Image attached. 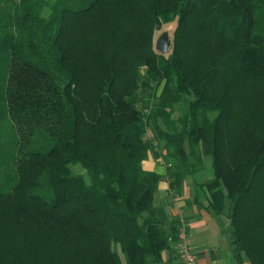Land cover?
<instances>
[{
	"label": "trees",
	"instance_id": "16d2710c",
	"mask_svg": "<svg viewBox=\"0 0 264 264\" xmlns=\"http://www.w3.org/2000/svg\"><path fill=\"white\" fill-rule=\"evenodd\" d=\"M154 148L264 264V0H0V264H161Z\"/></svg>",
	"mask_w": 264,
	"mask_h": 264
},
{
	"label": "crops",
	"instance_id": "0c3cea01",
	"mask_svg": "<svg viewBox=\"0 0 264 264\" xmlns=\"http://www.w3.org/2000/svg\"><path fill=\"white\" fill-rule=\"evenodd\" d=\"M142 167L162 177L153 202L158 219L166 229L173 219H178L179 226L185 225L196 255V264H251L245 256L237 260L227 216L217 215L206 207L207 194L200 185L212 178L211 165H204L193 175L187 176L179 189L170 187L168 167L163 165L162 155L155 150L148 153ZM162 257L161 264H180L176 242L170 244Z\"/></svg>",
	"mask_w": 264,
	"mask_h": 264
},
{
	"label": "built area",
	"instance_id": "2783aa9c",
	"mask_svg": "<svg viewBox=\"0 0 264 264\" xmlns=\"http://www.w3.org/2000/svg\"><path fill=\"white\" fill-rule=\"evenodd\" d=\"M176 251L180 264H196V255L189 240L185 225H180L177 233Z\"/></svg>",
	"mask_w": 264,
	"mask_h": 264
},
{
	"label": "rangeland",
	"instance_id": "374dc122",
	"mask_svg": "<svg viewBox=\"0 0 264 264\" xmlns=\"http://www.w3.org/2000/svg\"><path fill=\"white\" fill-rule=\"evenodd\" d=\"M173 27H174L173 25H171V26L167 25V26H164L162 29L157 30V31L155 32V34H154L153 41L156 42V40L158 39V37H159L161 34H163L164 32H167V33L170 34L171 31H172V28H173ZM148 136H149V137L152 136L150 132H149V135H148ZM153 150H155V152L160 153V154L162 155V162H163V165H164L165 167H167L168 164L170 163V160L166 159V158L163 156V152L160 151V149H158V148H154ZM203 159H204V165H210V159H209V158L204 157ZM71 169H72V171H73L74 173H77V174H78V173H81V172L83 173V171H82V170L80 169V167H78V166L71 167Z\"/></svg>",
	"mask_w": 264,
	"mask_h": 264
},
{
	"label": "water",
	"instance_id": "95a60500",
	"mask_svg": "<svg viewBox=\"0 0 264 264\" xmlns=\"http://www.w3.org/2000/svg\"><path fill=\"white\" fill-rule=\"evenodd\" d=\"M168 42H169L168 34L167 33L161 34L155 43L156 50L162 55L168 54L169 52Z\"/></svg>",
	"mask_w": 264,
	"mask_h": 264
}]
</instances>
